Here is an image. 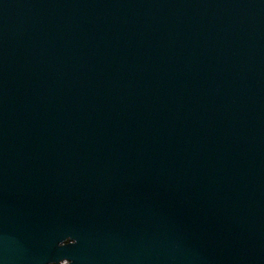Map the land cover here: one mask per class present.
Instances as JSON below:
<instances>
[{"label": "water", "instance_id": "95a60500", "mask_svg": "<svg viewBox=\"0 0 264 264\" xmlns=\"http://www.w3.org/2000/svg\"><path fill=\"white\" fill-rule=\"evenodd\" d=\"M0 264H264V0H0Z\"/></svg>", "mask_w": 264, "mask_h": 264}]
</instances>
